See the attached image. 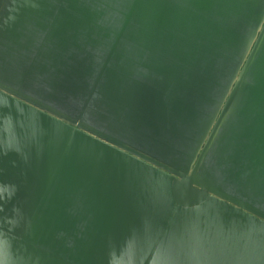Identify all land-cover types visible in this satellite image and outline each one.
Masks as SVG:
<instances>
[{"label":"water","instance_id":"water-1","mask_svg":"<svg viewBox=\"0 0 264 264\" xmlns=\"http://www.w3.org/2000/svg\"><path fill=\"white\" fill-rule=\"evenodd\" d=\"M122 7L95 30L90 0H0V36L39 29L27 67L84 96L70 110L24 90L25 75L0 77V264H264V203L249 186L264 180V0ZM217 17L223 54L211 56L198 48L211 47ZM98 35L113 39L95 59L79 41ZM129 35L140 75L122 63ZM165 48L185 56L151 57ZM208 98L200 130L190 116ZM222 156L223 185L212 172Z\"/></svg>","mask_w":264,"mask_h":264},{"label":"rangeland","instance_id":"rangeland-1","mask_svg":"<svg viewBox=\"0 0 264 264\" xmlns=\"http://www.w3.org/2000/svg\"><path fill=\"white\" fill-rule=\"evenodd\" d=\"M125 0H90L91 6L95 13L97 14L96 19V28L95 30H100L101 28L105 26H109L108 22L109 20H112L111 24L113 27L115 26L114 23L118 24L122 16L124 15V9L122 5L124 4ZM237 24V23H235ZM237 28H240L239 26H236ZM116 28V27H115ZM214 32H211V37H209L210 46H205V48H198L202 50H209V54L211 56H214L212 54L214 53H222L223 54V18L217 17L214 20ZM21 31H23V36L20 39H16L17 36H0V77L4 80H11L16 81L17 78L22 77L23 75L26 76V81L24 83V90L28 92H32L35 95L46 98V100L53 102L55 104L60 105L61 107H64L66 109L73 110V108L76 107V104L78 102H81L82 98L84 99L83 95H79L75 97L74 95H67L72 94L66 90H64L62 87L66 86L65 78H61L60 76L57 77L55 74H53L52 78H49L47 70H45L44 73H36L33 72V70L29 69L27 66L29 63L32 62L33 58L35 56H31L28 52L24 51L26 49V46L33 44L37 42V37L39 34V29L35 27L34 25H31V23L28 21L26 22L23 27L21 28ZM100 31H97L99 34ZM138 35H134V38H132L130 35L126 37L127 43L124 44V47L122 49L123 51V61L122 63L125 65V67L128 69L130 74H137L140 75L142 73V69L138 67V63L135 65L130 61H127L126 58L128 56H125L124 50L129 48L131 40L136 41ZM155 33H147L144 41L146 43L152 41L154 39ZM113 37L108 38L104 37L103 35H98L96 37V42H89V45H86L87 43L83 42L82 40L79 41L82 48H88V50H91L92 53H96V58L100 57V52L102 53L103 57L108 52V47L110 46L112 42ZM194 43H191L192 45H196L195 40H193ZM169 47H172V42H168ZM128 44V45H127ZM154 46V41L152 43ZM24 47V48H22ZM90 47V48H89ZM86 48V50H87ZM162 48V46L160 47ZM159 48V49H160ZM166 52L163 51H152L151 57L156 56V58H162V56H169L166 58L167 60H170L173 55L178 56H185L180 52H177L176 50L173 52L172 48H165ZM103 51V52H102ZM189 52V51H188ZM150 59V56H147L144 61H147ZM41 62H45L43 60H38ZM57 61L59 62L60 59L57 58ZM139 62V61H138ZM46 65V64H45ZM44 65V66H45ZM215 66L219 69L223 68V61H220L219 59L215 62ZM30 70V71H29ZM32 71V72H31ZM73 81H77L76 79H73ZM223 91V82L220 87H218L215 90L216 94L221 95V92ZM91 89L88 91L85 98L87 99L90 96ZM212 96V97H213ZM210 101L213 103L214 101H217L216 99H207V103L205 106H209ZM91 107V105H90ZM90 112L95 114L96 118H100V115L103 117L101 113L98 111H94V103H93V109L89 108ZM199 112H197L196 115H191L190 117L193 119V122L198 124V129L203 130L204 127H206L207 122L206 119L209 115L210 109H204L199 107ZM104 118V117H103ZM105 119V118H104ZM107 120V119H105ZM119 125H115L112 122H105V126L110 131L113 129H117L120 132H122L125 135H129L127 132H125L122 128L118 127ZM118 136V135H117ZM189 136V135H187ZM121 137V136H120ZM193 136H190L189 139H192ZM123 138V137H122ZM193 142H197L198 136L193 137ZM182 141V140H181ZM135 145V144H134ZM143 151H146L148 153H153L150 151V149L141 146ZM154 154V153H153ZM186 154V153H183ZM156 155V154H155ZM178 157L179 155L176 154ZM222 160L218 162V164L215 165V168H212L213 175L216 177L218 182L223 185V156L221 157ZM215 169V170H214ZM263 180V179H262ZM258 181L257 179L252 180V184L249 185L251 187L250 191H253L255 193H258V195H253V198L257 201H262L264 203V180ZM234 185H236V180L230 181ZM245 191H249L247 189L248 185L242 186ZM238 188H240L238 186Z\"/></svg>","mask_w":264,"mask_h":264}]
</instances>
